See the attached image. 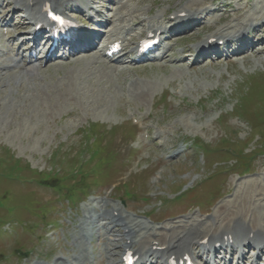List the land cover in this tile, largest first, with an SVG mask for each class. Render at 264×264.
I'll return each instance as SVG.
<instances>
[{
    "label": "rangeland",
    "instance_id": "rangeland-1",
    "mask_svg": "<svg viewBox=\"0 0 264 264\" xmlns=\"http://www.w3.org/2000/svg\"><path fill=\"white\" fill-rule=\"evenodd\" d=\"M208 1L210 0H143L141 6L146 9L148 8L149 11L153 13L162 9L172 11L176 8L180 9L183 6L198 8L202 4L208 3ZM217 1L224 4L228 3V6H223L222 11H220L221 20L214 24L211 23L212 25H208L202 31L187 33L188 35L183 37L184 41L192 40L197 35L212 31L213 29L217 30L216 28L237 24L249 15H261V19L264 22V0ZM217 15L218 14H216L214 19ZM134 69H136L137 74L146 79L152 80L155 77L162 79L164 77L162 69L157 67H136ZM211 69L216 71L215 75H212L211 72H205L206 69L203 65L197 66L195 71L191 72L192 76L188 75L193 83L189 82L187 77L181 84L179 82L175 84L167 82L165 85H161V88H164L167 93L170 90L172 91L174 86L179 88L180 84L182 86V91H185L186 89L187 91L185 93H189L191 99L198 98L202 95L208 96V100L201 101V105L190 109L183 106L175 107L174 103L177 102V100H175L173 101L174 103L170 105L168 103L164 109L154 106L151 110V121L153 124L158 123V126L161 128H171V142H168L165 146L168 147L177 142H181L182 138L185 136L199 137L203 141L209 143L203 144L197 140L195 142V147L201 151H191L185 157L169 161L162 159L158 161L156 158L158 152H156V150L154 152L150 151L149 154L143 153L145 157L148 155V158H142L143 161H141L140 165L135 167L132 162L135 159V155L141 156L144 150L139 152V150L134 149L131 154L125 153V144H122L125 140L121 138L118 132L115 136L113 135L108 142V146L116 153L114 161L110 167V169H112L110 170L111 174L105 175V178H108L111 175H121L119 173L123 171L126 166L134 167V170L131 172L132 174L128 179V189H131L132 185H134V189L138 192L136 194L137 197H150L145 202H136L132 205L133 208L141 207L142 213L143 211H149L151 206L158 207L160 205L159 196L171 198L173 197V192L178 190L183 191L187 187H190L191 184L193 185L200 181V179L213 175L216 171L226 168L230 169L233 164L236 163L235 159L237 162L241 163L242 160H245L246 158L242 154L250 153L253 149H256L257 153L264 152V83H260L255 79V76L256 78L261 79V74L264 72V51L259 55H248L246 58L238 59L235 63H228L226 59H222L217 65L212 66ZM107 75L110 76L109 78L113 83L115 81L113 79L114 75L112 73ZM251 75H254L253 77L256 82L250 86L252 89L245 95V97L237 102V97L239 99L240 92H242L241 88L245 90L247 88L245 84L248 78H252L253 80ZM19 76H24V74H19ZM17 78H15V80ZM18 81L19 82H16L19 84L22 83V78H19ZM4 82L0 83V92L4 89H8L7 85H4L8 83L7 80ZM202 83L205 85L200 87ZM141 87H145V85L137 80H130L127 88H130L128 92L132 94L133 91L135 92V90L139 88L141 89ZM194 88H196V90L198 89V92H194ZM5 95L6 98H8V94L5 93ZM13 96L14 95L11 96V100ZM113 96V92L112 94L105 95V104L109 109L112 106ZM217 96L222 98L218 102L214 100ZM36 98L37 97L34 98V101H36ZM136 104L137 103L130 106L136 108ZM140 104L143 106L142 103ZM3 106L4 105L0 103L1 109H3ZM233 106L236 108V115L247 123L241 119L240 122L234 119L236 120V123L229 124V121H226L225 123L224 117L217 118L220 110L223 112L227 110V112H229ZM101 107L102 104L92 110H101ZM46 108L47 111L51 110L49 106ZM53 108L56 110L58 106ZM113 108V111H115L113 115L114 117H117V119L108 122L109 127L122 121V118L120 117V115L123 114L122 103L118 100ZM112 109L109 113L113 112ZM4 110H8L9 117H7V114L3 115V112H0V256L5 258L9 255V240L13 243L17 238L18 242H26L27 247L37 246L36 251L42 249L45 251L46 248L45 246L43 248L41 243L45 242L46 245V243L52 242V245H56L55 241L59 232L70 229L71 226L61 225L60 228L55 229L50 233L48 230L44 231L45 234H42L43 238L40 242H37V240L42 232L40 230L38 231V229L33 234H22L20 236L14 234L8 235V238L5 239L2 238V234H4L2 230L5 226H8L9 230L15 232L17 230L25 229L26 223L30 224V217L26 216V212H33V209L31 208V205L34 203L33 197L41 203L44 201H54L45 188L34 186L37 190L33 193L34 187L24 183L26 175L28 176L31 173H29L27 169H24L21 163L29 162L33 168L37 169H50L51 166L55 168V163H49L48 158L50 157V151L56 147L61 148L60 151L62 153L63 151L67 152L68 157L70 158L73 153L72 151L77 150L79 147V141L74 133L79 121L74 122V124L69 127H65L67 120L60 121L57 117L54 121H49L47 127H43L42 124H32V121L26 119L25 116L23 117V112L12 117L11 111L14 110L9 106ZM225 115L229 116L230 114L228 113ZM85 116L87 117L81 119L80 125L82 123L84 124L86 121H103L100 114L92 115L87 113ZM48 117L50 118V113ZM226 125L230 127L227 128L228 126ZM225 134L227 136H225ZM137 137H135V141L138 140V142L134 143L133 146H136L137 143V146L141 145ZM161 149L163 148H160V150ZM104 151H106V149ZM202 152L205 155H202ZM251 155L252 154L248 156L250 157ZM86 157L87 156L84 155V158ZM16 159L20 161V164L15 162ZM212 161L216 162L215 165L211 164ZM251 164L253 165L252 173H246L244 176L239 177L236 173H231L230 175L229 173L222 174L223 176L219 178L221 182L225 181L222 197L209 198L207 192L213 188V184H215V178H212L203 186L204 191L203 188L193 189L190 192L177 197L176 201L181 203H174L172 205L173 208L167 210L163 215L160 213H151V218L160 219L162 216L177 214L188 209L193 211L197 205L195 202V199L197 198H193L192 200L188 198L197 195L201 196L197 199L198 202L202 199L211 200L210 204L202 205L201 210L204 212L207 211L208 214L213 213L218 207L233 198L231 195L234 193L236 186L238 187L241 185L240 183L244 184L246 181H252L264 174V156L260 155L258 157H253ZM119 166L122 170L116 171V168ZM235 170L239 171L240 169ZM231 172L235 171L231 170ZM246 185L249 189L244 193L250 191L252 194L253 191L260 189L259 183L256 181L246 183ZM106 187L107 183H103L95 188V191L99 194ZM251 188L253 189L251 190ZM238 192L239 189L236 193ZM256 195H260L255 200L258 201L259 198L262 197L261 192ZM229 196L231 197L229 198ZM242 196L243 195H241V198H243ZM255 201L250 200L247 203L246 211L249 209L252 212L253 208L258 207L257 204L259 203H256ZM49 205L52 206L51 208H55V203H50ZM67 211L68 208L62 212L65 213ZM71 211L74 212V219L72 220V223H74L75 220L78 221L81 216L78 215V212H76L75 209H72ZM127 211L128 214H134V212L130 210ZM36 212H38V209ZM136 212L140 214V211ZM251 212L249 215H251ZM63 213H59V215H62ZM48 217L52 219L53 214H49ZM66 223L69 224L68 222ZM25 246L24 243L16 244V247L19 248ZM0 264L6 263L2 262ZM7 264H15L14 258L11 257Z\"/></svg>",
    "mask_w": 264,
    "mask_h": 264
},
{
    "label": "bare ground",
    "instance_id": "bare-ground-1",
    "mask_svg": "<svg viewBox=\"0 0 264 264\" xmlns=\"http://www.w3.org/2000/svg\"><path fill=\"white\" fill-rule=\"evenodd\" d=\"M12 1L13 0H4V3L0 2V13L2 15L3 21H5L6 17L9 15V18H8L6 23H10L12 21V13H10V12H12L13 10L8 12L9 9H7V7L12 5ZM30 1H32V4H34V5L37 4L34 8L36 13L33 12V14L35 15V18L39 21H43L44 15L42 12H40V10H41L43 3L45 1H48V0H30ZM38 3H40V4H38ZM16 7L17 6H14L13 9H15ZM188 8L189 7H187V6H185V7L183 6L180 9H177L176 11H174V14L176 13V17H179L178 14L186 13V15L183 17V19H190L194 15V13H191L194 10H188ZM21 12L22 11H20V14H19L20 16L23 15V13H21ZM163 12L164 11L158 12L157 13L158 15H156L155 17H158L159 13H163ZM261 18H262L261 15L260 16L249 15L246 18L242 19L239 23H237L234 26L235 28L232 31H230L229 33H233V34L237 33V34H240V36H241L245 32H247L248 30H251L254 34H258L259 32L264 34V23L262 22ZM26 22L27 21L25 19L21 18L20 21L18 22V25H24ZM158 29H159V23H155L154 25L149 26V30H152L154 32ZM224 33H226V34H224ZM227 35H228L227 30H224V29L223 30H216V31L208 33L207 35H204L205 37L202 38L196 45L195 44L194 45L196 48L210 47V46H213L216 42H214V43L210 42L209 38L214 37V38L219 39V38L226 37ZM10 37L11 36H7L6 39L10 40ZM29 37H30V34L27 37H24L23 39H27ZM260 41L264 42L263 39ZM31 49H32V47H31ZM263 51H264V48L260 47V49L257 51V53L260 54ZM7 54H8V52H7ZM186 55H188V53H185L182 56V58L184 59V57ZM171 76L172 75H170L169 77H171ZM108 77H109L108 75H104V73H102V72H96V71L94 72V70L89 66L84 67V68L77 66L76 68L73 69V71L71 73L65 74L62 80L63 81L71 80L70 82L66 83L67 90L70 92L79 93L80 92L79 90L81 88H84L85 86L88 87L87 93L83 97V101H82L83 107L85 109L92 110L94 108L99 107L102 104L100 111L106 112L109 108L106 106L105 101H103L99 104H90V105L88 102L97 100L99 98H105L106 99L105 95L112 94L111 89H108L107 91H105V87L109 86L108 81H110V84H112L111 79ZM115 78H116V73L114 74L113 79L115 80ZM7 80L9 81L10 79L7 78ZM133 82H135V81H133ZM41 83L44 86V91L48 92V93H45L47 98L52 103L55 100V93L61 89L62 84L57 82V83L49 85V83L46 81H42ZM37 86H41L40 83H38ZM91 88H96V92L91 93ZM50 89H53V91L50 92ZM139 92H140V94L142 93L140 88L135 90V93H139ZM0 93H1L0 94V103H2L4 105L2 107L3 109L0 108V112L1 113L3 112V115L7 114V117H9L8 112H7L8 110L5 111L4 109L8 106L12 110H14V111H11L12 117L18 115L20 112H23V117L25 116L26 119L32 121V124H34V125H40L44 121H46L49 118L48 117L49 113H50V117L54 116L56 113V111L54 110L53 107H50L51 110L47 111L46 107L42 106L40 108L37 106V102L34 101V98L38 97L39 94H36V93L33 94V89L24 90L23 87H17V90H16V86L13 83L11 86L8 87V89H4ZM5 93L8 94V98H6ZM77 93H74V94L76 95ZM12 95H14V97L11 100ZM40 95H42V93ZM84 99H85V101H84ZM263 185L259 184L260 189L253 191L252 194L250 193V191L247 193L241 194V195H243L242 196L243 198L240 197L239 192L236 193L237 200H236V202H233L229 208V209H232V212H230V210H228V212H229L228 214H231V219L229 218L227 221H223L224 220L223 219L217 226H215V227H217V230L220 227L225 226L227 228L232 227L233 229H238L236 231H246V235H248L249 232H254L255 235L253 237V240H257L260 243H262L263 242V236L260 233L261 229H262V226L260 223L252 222L248 226V228H249V230H248V229H246V227H244L245 225L240 226L237 224H233V220L237 217H240V218L244 219L245 221H251L252 220L253 214L249 209L246 211V205L250 200L255 201L260 196V195L257 196L256 194H260V192H261L262 197H264V186ZM252 189L253 188H251V190ZM237 201H239V202H237ZM239 205H241V206H239ZM257 205H258V207H261V203H259ZM112 210L116 211L114 209H112ZM250 212H251V215H249ZM115 216L110 214L109 216L104 217L105 222L103 223V225L99 229H103L107 233L120 232L119 229H113V227H110V228L107 227L108 225L113 224L114 226H119L120 228H122L126 231L123 233H120L119 235H115V236H118L119 238L116 241H114L113 243H111L110 241H104L103 244L105 245L106 249L108 251H114L116 249L121 250L125 247H129L131 244L127 243L126 240L128 238H130L134 234L142 235V234L146 233V235L149 238L148 245L146 247H144V249H142V250L139 249L137 251L139 253H141L144 257H147V258H149V257L153 258L157 252L165 254V253H177L178 251L188 250L189 247L191 246V243H189L184 238L186 235H193L195 238L194 241L195 240L200 241V240H203L208 235V233L210 232L209 228H207L206 231H201V233H203V235L201 236V233L196 229L198 227V225L195 221L194 223H187L184 225H179L176 228H173L172 234L168 235L169 231H166L165 233H160V232L158 233V232H153L151 230V228H147V227L140 228L139 225L136 222H134L133 220L122 219L120 215L117 217V219L121 222V224H118ZM214 223H215L214 221H211V226ZM190 224H192V227H190ZM213 233H215V232H213ZM110 235L112 236V234H110ZM212 240L218 241V240H222V238L218 239L215 234H212L210 241H212ZM112 256L113 257L107 258L106 264H116L117 263V259L114 257V255H112ZM80 264H88V263L83 261V262H80Z\"/></svg>",
    "mask_w": 264,
    "mask_h": 264
}]
</instances>
